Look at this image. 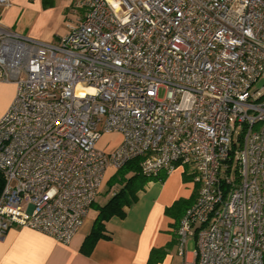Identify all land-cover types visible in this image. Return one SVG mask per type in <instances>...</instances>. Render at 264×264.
Listing matches in <instances>:
<instances>
[{
  "label": "built area",
  "instance_id": "2783aa9c",
  "mask_svg": "<svg viewBox=\"0 0 264 264\" xmlns=\"http://www.w3.org/2000/svg\"><path fill=\"white\" fill-rule=\"evenodd\" d=\"M61 1L82 17L53 44L0 20V83L15 85L0 238L70 242L108 170L138 158L143 177L182 166L196 187L179 255L193 235L192 264H264V0ZM103 134L120 141L100 149Z\"/></svg>",
  "mask_w": 264,
  "mask_h": 264
},
{
  "label": "crops",
  "instance_id": "0c3cea01",
  "mask_svg": "<svg viewBox=\"0 0 264 264\" xmlns=\"http://www.w3.org/2000/svg\"><path fill=\"white\" fill-rule=\"evenodd\" d=\"M19 1L9 0L10 6L0 10V20L5 27L24 36L22 30L32 18L25 17L16 5ZM81 17L82 13L72 19L78 23ZM67 29L59 33L58 40ZM55 37V33L48 32L43 40L38 41L53 44L56 43L52 41ZM14 94L13 83H0V117L11 104ZM104 136L108 140L103 144L105 148L99 146L100 149L110 150L120 141L118 134ZM114 172L108 170L103 184ZM182 176L181 169L177 168L162 182L146 183L136 193V201L123 208L122 218L114 216L106 222L104 234L107 238L97 241L89 254L81 251V245L91 228L95 211L90 216L87 213L81 228L68 243L58 242L54 237L32 229L10 227L0 238V264H183L184 260L192 264L193 235L187 239L184 257L177 251L176 226L184 210L173 214L165 212L176 201L192 197L193 186L184 183Z\"/></svg>",
  "mask_w": 264,
  "mask_h": 264
},
{
  "label": "trees",
  "instance_id": "16d2710c",
  "mask_svg": "<svg viewBox=\"0 0 264 264\" xmlns=\"http://www.w3.org/2000/svg\"><path fill=\"white\" fill-rule=\"evenodd\" d=\"M164 179L165 175H160L157 178L143 177L139 172L138 158L127 162L122 168L116 170L105 183L108 190L111 189V195L102 205L97 204L95 200L91 204L90 209H93L96 214L93 218L91 228L83 240L81 251L85 254H89L97 241L107 238L104 234L106 222L114 216L122 218L124 216L123 208L130 206L136 201V193L143 189L146 183L151 181L162 182ZM3 184V176L0 173V192ZM194 198L195 193L192 194L189 200H178L167 208L165 212L167 214H173L174 211L181 209L185 211ZM179 219L180 218H178V221Z\"/></svg>",
  "mask_w": 264,
  "mask_h": 264
},
{
  "label": "rangeland",
  "instance_id": "374dc122",
  "mask_svg": "<svg viewBox=\"0 0 264 264\" xmlns=\"http://www.w3.org/2000/svg\"><path fill=\"white\" fill-rule=\"evenodd\" d=\"M16 5L20 7L25 17L30 16L32 18L29 25H27L26 29L24 28L22 32H24V36L35 41L43 40V37L48 32H53L57 37L52 41L57 42L58 38L61 36L59 33L62 31L64 32L66 28L74 27L76 22L72 18L82 13L80 9H75L73 6L70 7L66 2L61 0H20ZM41 32L43 33L41 34ZM162 95L163 91L161 90L158 95L159 98H161ZM104 135L105 134L101 136L96 144L98 148L99 146L105 148L103 144H106L108 139L107 136ZM178 169H181L183 182L192 185L191 180L185 176L184 168L181 166V168ZM166 177L167 176H165V178ZM192 186L193 193H196V187L194 185ZM110 191L111 189L108 190L107 185L103 184L100 193L96 196V203L102 205L111 195ZM92 211L94 210L90 209L88 211V216L91 215Z\"/></svg>",
  "mask_w": 264,
  "mask_h": 264
}]
</instances>
